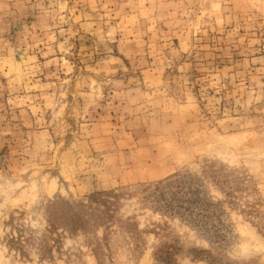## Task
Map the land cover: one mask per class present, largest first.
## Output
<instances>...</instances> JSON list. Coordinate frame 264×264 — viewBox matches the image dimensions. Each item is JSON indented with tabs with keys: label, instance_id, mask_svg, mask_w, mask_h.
<instances>
[{
	"label": "rangeland",
	"instance_id": "obj_1",
	"mask_svg": "<svg viewBox=\"0 0 264 264\" xmlns=\"http://www.w3.org/2000/svg\"><path fill=\"white\" fill-rule=\"evenodd\" d=\"M188 173L232 179L207 184L208 231L175 218ZM110 190L137 231L11 246L51 203ZM175 239L171 264H264V0H0V264H163Z\"/></svg>",
	"mask_w": 264,
	"mask_h": 264
},
{
	"label": "trees",
	"instance_id": "obj_2",
	"mask_svg": "<svg viewBox=\"0 0 264 264\" xmlns=\"http://www.w3.org/2000/svg\"><path fill=\"white\" fill-rule=\"evenodd\" d=\"M238 184H241L242 178H233ZM232 180L230 177H196L190 173L175 176V218H179L181 223H187L194 228H205L202 222L216 217L219 219L217 211L222 209L224 202L208 197L206 194L207 184L215 186H225ZM173 181L160 182L154 187L155 192L165 199L164 190L170 187ZM225 196L231 194L226 188L222 189ZM152 194V193H151ZM153 195V194H152ZM157 199V197L155 198ZM122 193L116 190L94 192L86 196L84 200L70 201L60 199L53 202L48 207L47 226L45 232L40 237L32 234L30 237L23 236L22 233L18 237L9 240L11 246L24 254V243L30 240L39 241V247L43 252V257L52 258L54 246L61 245L63 233L75 234L79 231L94 229L96 233L102 232L99 237V249L103 243L107 247V243L112 236L116 226H121L129 231H137L138 224L132 221V218L124 219L121 216ZM166 224V223H164ZM158 230V232H156ZM167 229V225L157 224L151 231L156 232L161 237V232ZM197 229V228H196ZM200 231H208L209 229H197ZM215 234L218 235L217 230ZM166 237V236H164ZM178 239L174 244H161L155 249V258L163 264H171L173 256L181 251ZM187 254L193 260H205V255L210 253L203 249L190 248Z\"/></svg>",
	"mask_w": 264,
	"mask_h": 264
}]
</instances>
